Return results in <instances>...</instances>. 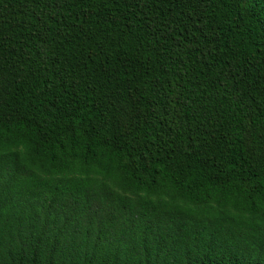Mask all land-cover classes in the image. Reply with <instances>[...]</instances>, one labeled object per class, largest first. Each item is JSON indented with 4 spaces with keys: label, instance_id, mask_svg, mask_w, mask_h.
<instances>
[{
    "label": "trees",
    "instance_id": "trees-1",
    "mask_svg": "<svg viewBox=\"0 0 264 264\" xmlns=\"http://www.w3.org/2000/svg\"><path fill=\"white\" fill-rule=\"evenodd\" d=\"M0 264H264V0H0Z\"/></svg>",
    "mask_w": 264,
    "mask_h": 264
}]
</instances>
